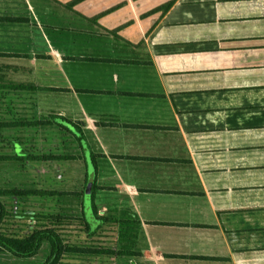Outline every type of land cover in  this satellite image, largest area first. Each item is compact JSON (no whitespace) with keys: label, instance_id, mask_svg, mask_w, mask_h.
I'll return each mask as SVG.
<instances>
[{"label":"crops","instance_id":"crops-1","mask_svg":"<svg viewBox=\"0 0 264 264\" xmlns=\"http://www.w3.org/2000/svg\"><path fill=\"white\" fill-rule=\"evenodd\" d=\"M72 2L0 0V93L82 132L83 204L139 222L110 261L264 264V0Z\"/></svg>","mask_w":264,"mask_h":264},{"label":"rangeland","instance_id":"rangeland-1","mask_svg":"<svg viewBox=\"0 0 264 264\" xmlns=\"http://www.w3.org/2000/svg\"><path fill=\"white\" fill-rule=\"evenodd\" d=\"M72 4L73 2L69 5ZM13 93H0V157L22 155L34 157V160L0 161V189L21 193L18 201L12 198L6 201L10 210L35 212L44 218L32 223L8 218L2 223L0 231L21 238L29 230L30 224L35 230L53 229L61 236L67 249L75 251L65 254L59 264L119 263L117 260L110 261V255L106 252L115 249V253H124L120 243L117 244L119 233L125 230L124 224L106 226L107 229L101 230L96 235L97 238L88 239L82 209V192L86 185L84 165L77 162L84 155L80 145H71L73 142L67 140L71 134L56 124L35 125L24 129L22 124L35 123L36 120L28 118L25 121L19 116L17 108L10 111L11 105L17 106L18 103L13 100ZM39 122L44 121L40 119ZM29 191H40L44 195H22ZM90 192V188H87L83 194L84 208L89 223H93V229L96 222L90 206ZM56 217L58 218L53 219ZM49 254V246L44 245L37 261L44 263Z\"/></svg>","mask_w":264,"mask_h":264},{"label":"trees","instance_id":"trees-1","mask_svg":"<svg viewBox=\"0 0 264 264\" xmlns=\"http://www.w3.org/2000/svg\"><path fill=\"white\" fill-rule=\"evenodd\" d=\"M78 1H81V0H75L73 4ZM7 88L19 90L20 88H26V87L21 86V85H14V86L7 87ZM29 88H31L30 90L32 91L35 90L33 87H29ZM3 89H6V87L0 84V90H3ZM52 118H53V121L55 122L57 121V119H60L64 121L66 124L68 123L71 125V123L64 118L53 117V116ZM38 124L40 125L41 123L40 122L26 123V124H22L21 126L29 127V126H35ZM59 126L64 128L66 131L71 132V129L64 123L63 124L59 123ZM73 134L75 135V138L77 142L80 144L81 150L83 151L85 146L83 145L84 137H83L82 132L79 129H77L76 133H73ZM83 157L85 156L83 155ZM91 158L92 157H90V159ZM83 159L85 160V158ZM26 160L27 161L34 160V157H28V156L25 157L22 155L0 157V161H8V162H24ZM91 163L93 164L94 170H96L95 161L91 160ZM95 190H96V185L94 183L92 187L91 196H90V206H91V210L94 216V221L97 223L96 225H98L96 229H92L91 225L93 223L90 224L87 219V216L85 214L84 204L82 208L83 216H84L83 220L85 222V226L87 229V235L89 237L96 236L98 234V231L101 229L102 224H110V225L124 224L126 227H124L125 230L123 233H121V236H120V238L124 240L121 245V248L123 250L122 252L124 253H115L114 250H110L106 253L109 255L119 254L122 256H126V257L133 256L134 253L132 252V248H133L134 240L137 236V232L139 229V222L137 220L136 215H134L130 211H114L115 213L109 214L107 216L99 217L97 214V210L95 208V204H94ZM20 195L21 193L18 191L0 189V228L4 220L8 218H11L13 220H18V221L28 220L31 223L38 221L39 218H44V217H39L37 213L35 212H27V211L20 212L18 210L14 211L13 209L10 210L8 208L6 201L9 200L10 198L13 199L14 196H16L19 200ZM22 195L31 196V195H44V194L40 191H36V192L29 191V192H25ZM57 218L58 217L53 218V219H57ZM122 219H126L127 221H123ZM31 226L32 225L30 224L28 227L29 230L21 238L9 237L5 233L3 234V232L0 231V251L10 253L18 258L32 259L38 256V254L40 253V250L42 249L44 245H48L50 248V254L43 264H59L62 257L65 254L75 252L72 249H67V247L63 243L61 236L53 229L46 228L42 230H37V229L35 230V228ZM102 253H99V254H102Z\"/></svg>","mask_w":264,"mask_h":264},{"label":"water","instance_id":"water-1","mask_svg":"<svg viewBox=\"0 0 264 264\" xmlns=\"http://www.w3.org/2000/svg\"><path fill=\"white\" fill-rule=\"evenodd\" d=\"M69 128H70L71 130L74 129V128H72L71 126H69ZM13 200L18 201V198H17L16 196H14V197H13Z\"/></svg>","mask_w":264,"mask_h":264},{"label":"flooded vegetation","instance_id":"flooded-vegetation-1","mask_svg":"<svg viewBox=\"0 0 264 264\" xmlns=\"http://www.w3.org/2000/svg\"><path fill=\"white\" fill-rule=\"evenodd\" d=\"M26 157V156H25Z\"/></svg>","mask_w":264,"mask_h":264}]
</instances>
